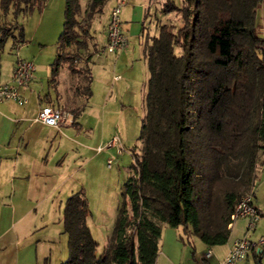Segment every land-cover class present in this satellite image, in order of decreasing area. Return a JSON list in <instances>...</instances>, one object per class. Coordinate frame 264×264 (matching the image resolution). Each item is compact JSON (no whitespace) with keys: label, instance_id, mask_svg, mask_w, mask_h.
I'll list each match as a JSON object with an SVG mask.
<instances>
[{"label":"trees","instance_id":"1","mask_svg":"<svg viewBox=\"0 0 264 264\" xmlns=\"http://www.w3.org/2000/svg\"><path fill=\"white\" fill-rule=\"evenodd\" d=\"M109 0H88L90 24ZM45 0H0L15 16L40 9ZM260 0H164L162 11L181 24L159 25L144 48L148 67L146 113L131 149L133 162L107 246L97 252L83 190L64 203L68 257L60 264H155L164 226L182 227L208 248L227 242L230 213L253 185L264 149V35ZM80 0H65L62 30L51 63L55 81L67 49L81 44ZM17 22L0 24V51ZM89 96L91 94L89 86ZM244 156L239 171L233 160ZM263 251V250H262ZM261 251V252H262Z\"/></svg>","mask_w":264,"mask_h":264},{"label":"rangeland","instance_id":"2","mask_svg":"<svg viewBox=\"0 0 264 264\" xmlns=\"http://www.w3.org/2000/svg\"><path fill=\"white\" fill-rule=\"evenodd\" d=\"M64 1L45 0L40 9L35 8L30 13H19L16 16L12 7L5 13L0 9V24L6 21L17 22L23 27L24 32V40L20 41L21 38L17 37L19 29L12 30L13 37L7 38L0 51L1 66L8 68L17 56L33 60L37 69L38 82L43 84L44 91L49 88L51 95L55 93V87L47 85V82L51 75V63L57 52V38L63 26ZM80 1L82 10L78 19L86 29L78 28L82 42L78 45L74 43L67 49L74 58L62 63L58 75L62 83L61 87L67 83L65 85L68 88L66 90L68 102L63 105H53L65 112H72V116L75 115V111L79 112L77 123L64 126L70 129H66L64 135L60 138L57 136L56 139L63 144L61 149L65 151L67 179L71 172L76 179L77 186L73 192L81 189L86 195L90 211L87 222L98 243L96 250L100 253L110 240L122 199L123 186L131 172L133 162L131 149L134 147L138 151L141 149L142 141L139 136L142 119L146 113L145 88L147 85L143 89L144 83L141 76L130 79L126 76L124 81L129 84V87L118 88L121 80H113L112 75L121 74L122 66L127 74L129 67L125 57L120 58L119 64L115 66L116 52L102 51L104 46L102 35L104 28H107L104 15L108 10V4L103 14H96L87 25V21L83 18L88 7V0ZM125 1L126 4L122 6V14H120L123 20L126 17L130 26L127 36L129 44L132 45L131 49L138 41L150 42V36L157 32L160 23H173L177 27L181 24L179 14L175 12L166 14L162 11L161 6L164 0ZM174 1L179 2V0ZM134 9L135 17H133ZM257 15L259 32L264 35V0H260ZM108 59L109 62H107ZM138 61L141 62V60ZM102 67H105L103 76L109 80L107 88L110 87L111 90L108 94L106 93V97L98 90L89 98L87 104L92 77L90 73L98 77ZM67 69L70 74L69 81L66 77ZM146 69L148 70L147 66ZM106 99L107 106L102 107ZM51 132L55 134L58 131L52 128ZM114 137L117 139V145L104 146ZM99 145L104 147L96 150ZM119 147L122 148L121 151H118ZM109 158H111L110 164H108ZM244 160V156L233 160L239 171ZM253 181L248 192L252 194L254 204L259 211V218L254 228L248 229V218H236L230 225L231 231L227 242L212 246L211 249L215 255L206 258L205 252L208 246L198 236L190 234L191 243H189L182 227H170L176 231L172 236L176 238L179 246L177 256L175 259H170L159 250L155 264H213L216 259L224 256L227 243L233 239L246 236L252 241H257L264 237V149L259 153ZM67 191L61 195L56 194V203L48 210L40 212L43 213L45 230L49 232L50 264H60L68 257V238L63 231V209L65 199L73 192ZM45 230L43 229V232H46ZM161 243L162 239H160V249ZM259 247L260 251L257 247L251 249L246 259L240 264H264V244Z\"/></svg>","mask_w":264,"mask_h":264},{"label":"crops","instance_id":"3","mask_svg":"<svg viewBox=\"0 0 264 264\" xmlns=\"http://www.w3.org/2000/svg\"><path fill=\"white\" fill-rule=\"evenodd\" d=\"M116 1L109 0L107 2L108 10L104 15L105 24L108 22L110 7ZM121 14L122 27L127 35L130 26L126 17L123 20ZM135 14L134 9L133 17ZM158 30L159 26L157 32L150 36V42L151 38L158 34ZM102 37V45H104L107 39L106 28H104ZM150 42L148 40L145 43L138 41L132 49V45L128 42L126 47L116 52L115 66L119 64L120 58L125 57L127 67H129L127 74L124 66H122L121 74L114 73L112 75L113 80H121L118 88L121 86L124 89L129 87V84L124 81L126 76L129 79L141 76L144 83L143 89L146 87L149 72L146 69L147 61L144 48ZM16 59L8 68H3L0 64L4 79L10 78ZM59 71L55 81H51L49 78L47 82V85L55 87L53 95L48 90L49 88L44 91L43 84L38 82L36 69L33 80L20 88V92L27 98L24 104L20 105L14 100L0 102V264H50L49 232L45 230L46 224L42 218L43 213L40 212L48 210L51 205L56 203V194L61 195L67 190H70L67 192H73L77 186L73 172L69 174L67 179L65 151L61 149L63 144L56 137L60 138L66 129H70V127L64 126L77 123L79 112L75 111V115L72 116V112L66 111V118L61 121L59 128L34 119L42 105H63L68 102L66 97L68 88L65 85L67 83L61 87L62 83L58 78ZM104 73L105 67L99 70L98 77L90 73L92 76L91 94L86 101L87 104L89 98L98 90L103 96L105 94V97L106 93L108 94L111 90L110 87L107 88L109 80L103 76ZM66 77L69 81V70ZM106 106L107 99L102 104V107ZM52 128L58 132L53 134ZM51 150L52 153H50ZM43 229L46 232H43ZM175 233L174 228L163 227L160 250L170 259H175L178 253V243L176 238L172 236ZM233 241L227 243L225 253Z\"/></svg>","mask_w":264,"mask_h":264},{"label":"built area","instance_id":"4","mask_svg":"<svg viewBox=\"0 0 264 264\" xmlns=\"http://www.w3.org/2000/svg\"><path fill=\"white\" fill-rule=\"evenodd\" d=\"M125 4V0H117L115 4L110 7L108 22L106 28V43L103 46L102 51L106 52H117L128 44V37L125 34L122 22L120 18L121 8ZM36 66L33 60L18 56L9 79L2 77L0 69V102L5 100H14L18 104L22 105L27 101L25 95L20 92V88L29 84L35 77ZM66 118V112L60 107L45 104L42 105L35 115V120L59 128L60 122ZM117 145V139L114 137L112 140L104 146ZM99 145L96 150L104 147ZM119 147L118 151H121ZM111 158L108 159L110 164ZM248 218V229L254 228L259 218L258 208L255 206L253 196L251 193L243 194L235 204L234 209L230 213L231 222L238 218ZM264 244V237H261L257 241H252L246 236L236 238L232 245L229 247L224 256L216 259L213 264H240L241 261L245 260L251 249H257L260 251V245ZM214 255L211 248H208L205 252V257L210 258Z\"/></svg>","mask_w":264,"mask_h":264}]
</instances>
